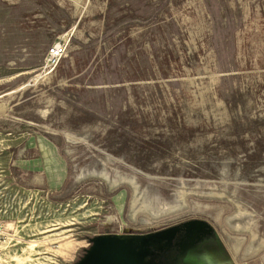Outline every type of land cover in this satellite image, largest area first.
<instances>
[{
	"label": "rangeland",
	"instance_id": "rangeland-1",
	"mask_svg": "<svg viewBox=\"0 0 264 264\" xmlns=\"http://www.w3.org/2000/svg\"><path fill=\"white\" fill-rule=\"evenodd\" d=\"M190 218L264 264V0H0V264Z\"/></svg>",
	"mask_w": 264,
	"mask_h": 264
},
{
	"label": "flooded vegetation",
	"instance_id": "flooded-vegetation-1",
	"mask_svg": "<svg viewBox=\"0 0 264 264\" xmlns=\"http://www.w3.org/2000/svg\"><path fill=\"white\" fill-rule=\"evenodd\" d=\"M228 249L213 225L190 218L147 233L99 234L75 264H222Z\"/></svg>",
	"mask_w": 264,
	"mask_h": 264
},
{
	"label": "built area",
	"instance_id": "built-area-1",
	"mask_svg": "<svg viewBox=\"0 0 264 264\" xmlns=\"http://www.w3.org/2000/svg\"><path fill=\"white\" fill-rule=\"evenodd\" d=\"M62 47L60 44L55 45L50 51H49V57L51 59H57L61 56Z\"/></svg>",
	"mask_w": 264,
	"mask_h": 264
},
{
	"label": "bare ground",
	"instance_id": "bare-ground-1",
	"mask_svg": "<svg viewBox=\"0 0 264 264\" xmlns=\"http://www.w3.org/2000/svg\"><path fill=\"white\" fill-rule=\"evenodd\" d=\"M53 67V65H50L49 63L43 68V70L46 71H50L51 68ZM33 246V245H32ZM31 247V246H30ZM28 248V247H27Z\"/></svg>",
	"mask_w": 264,
	"mask_h": 264
}]
</instances>
